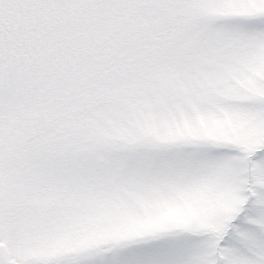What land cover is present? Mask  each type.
<instances>
[{
    "label": "snow or ice",
    "instance_id": "6c2138e0",
    "mask_svg": "<svg viewBox=\"0 0 264 264\" xmlns=\"http://www.w3.org/2000/svg\"><path fill=\"white\" fill-rule=\"evenodd\" d=\"M0 264H264V0H0Z\"/></svg>",
    "mask_w": 264,
    "mask_h": 264
}]
</instances>
